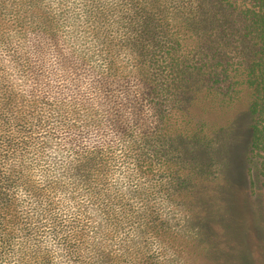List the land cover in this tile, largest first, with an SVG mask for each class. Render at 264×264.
I'll return each mask as SVG.
<instances>
[{
    "label": "clouds",
    "instance_id": "clouds-1",
    "mask_svg": "<svg viewBox=\"0 0 264 264\" xmlns=\"http://www.w3.org/2000/svg\"><path fill=\"white\" fill-rule=\"evenodd\" d=\"M147 6L0 0V184L11 203L0 264H188L143 222L150 211L172 225L190 218L161 190L167 179L149 181L137 161L157 122L136 102L128 43ZM90 160L105 168L86 180Z\"/></svg>",
    "mask_w": 264,
    "mask_h": 264
},
{
    "label": "trees",
    "instance_id": "trees-1",
    "mask_svg": "<svg viewBox=\"0 0 264 264\" xmlns=\"http://www.w3.org/2000/svg\"><path fill=\"white\" fill-rule=\"evenodd\" d=\"M146 2L148 6L139 8L132 18L134 37L128 43L139 55L136 80L141 95L136 102L151 106L157 122L138 146L137 161L149 181L167 179L161 190L190 218L172 225L150 211L143 218L145 233L169 241L178 254H186L188 264H205L207 246L214 240L237 247L238 238L247 264H256L242 192L232 201L236 210L225 211L223 194L233 186L225 177H214L199 152L218 128L209 117L224 114L244 99L246 160L259 180L264 228V0ZM104 168L103 160H90L82 166L81 175L92 180L93 171L102 173ZM7 187L0 184V213L10 215ZM214 201L221 204L216 221L210 217ZM4 219L0 215V222ZM226 232L229 236L223 235ZM215 262L226 264L224 259ZM105 264L112 261L105 258ZM140 264H152L151 258H143Z\"/></svg>",
    "mask_w": 264,
    "mask_h": 264
},
{
    "label": "rangeland",
    "instance_id": "rangeland-1",
    "mask_svg": "<svg viewBox=\"0 0 264 264\" xmlns=\"http://www.w3.org/2000/svg\"><path fill=\"white\" fill-rule=\"evenodd\" d=\"M224 112V114L220 112L217 115L209 117L213 125H217L218 128L213 135L211 134L209 136L207 147L199 152V159L207 165H210V172L214 177H225L233 186L229 187L226 190L227 193L223 194L225 199L227 198L225 200L223 197L226 203L224 204L226 206L225 211L229 210L230 212V209L232 211L236 210L234 206L236 204H233L232 201L237 197L235 195H239L240 192L243 193L239 196L243 200V208L246 210V214H248L251 221L250 230L255 248L253 256L256 258V264H262L264 263V228L261 219L262 205L260 201L259 180L256 178L255 172L252 171L251 166H249L246 160L248 116L245 111L244 99H241L239 103ZM248 170L249 172H247ZM250 182L253 184L250 185ZM213 204H211V207L213 205L215 210L210 217L216 221L220 211L219 205L221 207V204L217 201H214ZM227 221L229 222L230 220ZM229 234V232H226L223 235L229 236ZM235 240H237V247H233L228 241L221 242L214 240L211 247L207 246V262L205 264H215L217 258L224 259L226 264H247V255L242 250L240 239L237 238ZM223 243H225V247H223ZM218 244L222 245V247L220 248ZM215 248H218L221 252L217 254ZM223 248L225 249L223 250ZM195 264L203 263L197 261Z\"/></svg>",
    "mask_w": 264,
    "mask_h": 264
}]
</instances>
